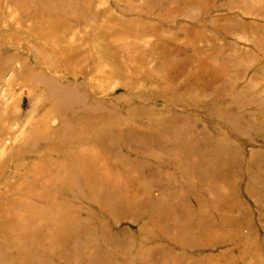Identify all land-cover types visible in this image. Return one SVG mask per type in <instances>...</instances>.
I'll use <instances>...</instances> for the list:
<instances>
[{
    "label": "rangeland",
    "instance_id": "374dc122",
    "mask_svg": "<svg viewBox=\"0 0 264 264\" xmlns=\"http://www.w3.org/2000/svg\"><path fill=\"white\" fill-rule=\"evenodd\" d=\"M0 264H264V0H0Z\"/></svg>",
    "mask_w": 264,
    "mask_h": 264
},
{
    "label": "bare ground",
    "instance_id": "6f19581e",
    "mask_svg": "<svg viewBox=\"0 0 264 264\" xmlns=\"http://www.w3.org/2000/svg\"><path fill=\"white\" fill-rule=\"evenodd\" d=\"M90 4V1H88V5ZM86 7H87V4H86ZM89 7V6H88ZM44 27V26H43ZM58 28H60L59 24L57 23H54V24H48L46 27L44 28H35L32 32V35L35 36L36 38L40 37V38H43L45 39V37H50L54 42H57L59 43V37L57 36V31H58ZM103 32L104 30H100L99 33H101L103 35ZM48 39V38H47ZM53 43V42H52ZM64 43V42H63ZM23 70H25V72H27L28 70H30V68H23ZM258 128V127H257ZM43 165L42 163L38 164V163H35V164H32V166H30L29 168V173H30V176L32 178L35 179V182L39 183V182H43V178H44V175H43ZM33 186V184L31 185ZM168 213L169 215H173L172 213V210L169 209L168 210ZM184 214V213H183ZM179 233V232H178ZM250 249V248H249Z\"/></svg>",
    "mask_w": 264,
    "mask_h": 264
}]
</instances>
